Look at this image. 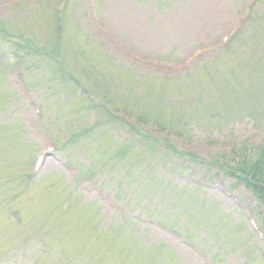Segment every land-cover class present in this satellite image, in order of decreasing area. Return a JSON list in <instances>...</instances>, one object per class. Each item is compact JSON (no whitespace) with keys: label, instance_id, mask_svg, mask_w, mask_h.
<instances>
[{"label":"rangeland","instance_id":"rangeland-1","mask_svg":"<svg viewBox=\"0 0 264 264\" xmlns=\"http://www.w3.org/2000/svg\"><path fill=\"white\" fill-rule=\"evenodd\" d=\"M254 1L0 0V264H264Z\"/></svg>","mask_w":264,"mask_h":264},{"label":"trees","instance_id":"trees-1","mask_svg":"<svg viewBox=\"0 0 264 264\" xmlns=\"http://www.w3.org/2000/svg\"><path fill=\"white\" fill-rule=\"evenodd\" d=\"M253 67V66H252ZM251 67V68H252ZM72 78V76H70ZM73 79V78H72ZM85 97L91 99L97 107H100L101 104L97 105L96 99L90 93L86 92ZM104 112L113 119H117L116 116L108 109H103ZM102 113V112H100ZM103 117V116H102ZM118 120V119H117ZM101 127L98 126L97 128ZM125 131L134 138V145L140 148L145 149L147 144L143 143V140H153L154 138L149 135H143L139 127L135 125L127 124ZM129 140H133L129 138ZM158 142V143H157ZM153 142L160 145L161 147L166 148L165 145L160 144V140ZM127 145H130L129 143ZM133 146V145H131ZM261 154L256 153L255 151L250 152V150L240 148L239 152L233 155L231 163L224 162H206L196 158L192 154H187L185 157L189 159V156L193 157L195 161L201 163L202 167L213 168L217 167L219 171L223 172L229 178L234 179L237 183L243 184L246 189L257 199V201L264 206V146L261 147Z\"/></svg>","mask_w":264,"mask_h":264}]
</instances>
